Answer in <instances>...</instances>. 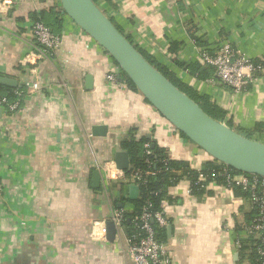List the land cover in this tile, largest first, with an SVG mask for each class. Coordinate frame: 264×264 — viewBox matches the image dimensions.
Listing matches in <instances>:
<instances>
[{"label": "crops", "instance_id": "crops-1", "mask_svg": "<svg viewBox=\"0 0 264 264\" xmlns=\"http://www.w3.org/2000/svg\"><path fill=\"white\" fill-rule=\"evenodd\" d=\"M102 5L136 44L264 142V74L235 93L214 74L209 84L174 62L199 61L204 50L214 55L223 41L243 57L264 61V0ZM50 9L63 19L61 43L36 65L25 63L36 47L32 14L45 12L49 19ZM195 37L207 41L208 49ZM114 64L61 12L59 0H0V75L15 79L23 93L18 112L0 117V264H133L128 252L133 219L116 223L114 215L133 213L140 190L133 198L136 183L106 181L101 169L106 160L116 162L131 132L152 138L171 159L197 171L212 160L140 92L110 84L106 75ZM34 82L38 90L32 89ZM189 187L190 181H179L163 203L169 224L160 239L171 250L166 264H237L235 234L254 215L252 202L216 181L202 194ZM108 221L117 228L112 241ZM96 232H105L106 239Z\"/></svg>", "mask_w": 264, "mask_h": 264}, {"label": "water", "instance_id": "water-1", "mask_svg": "<svg viewBox=\"0 0 264 264\" xmlns=\"http://www.w3.org/2000/svg\"><path fill=\"white\" fill-rule=\"evenodd\" d=\"M59 3L61 12L111 56L137 91L187 139L238 172L264 176V142L245 136L206 113L140 52L94 0H59ZM0 84L18 85L15 79L1 75ZM2 112L0 108V117ZM115 160L120 169H129L128 152L118 151ZM131 189L134 198L139 187L132 184ZM107 229L112 241L117 230L115 222L108 221Z\"/></svg>", "mask_w": 264, "mask_h": 264}, {"label": "built area", "instance_id": "built-area-1", "mask_svg": "<svg viewBox=\"0 0 264 264\" xmlns=\"http://www.w3.org/2000/svg\"><path fill=\"white\" fill-rule=\"evenodd\" d=\"M32 30L36 47L25 57L24 61L25 63L36 65L38 60L46 59L60 45L62 36L54 33L43 22H34ZM202 58L206 63L214 66V78L232 88L235 93L243 92L248 85L257 81L264 74V66L256 65L253 60L240 55L229 41H223L214 55L203 52ZM122 72L119 65L114 64L106 78L114 86L126 87L125 81L121 79ZM206 82L211 84L214 81L212 78ZM39 88V83L34 82L32 89L38 90ZM16 93L18 96L23 94L20 91ZM19 101V99L10 101L6 96L0 94L2 116L7 117L11 113H15L20 106ZM145 148L148 154L152 153L150 144H145ZM101 166L106 181L122 179L139 185L145 182V178L148 175L153 174L151 170L143 171L140 168L132 169L128 174L127 170L120 169L114 160H106ZM226 167L223 170V176L227 185L224 186L229 188L233 184L240 186L249 193L248 198L255 208L254 215L236 230L235 246L239 256L237 264H264V176L242 173L236 170L235 173H231L229 170L231 167L227 165ZM204 181L205 177L200 173L197 184L201 185L197 188L198 190L203 186ZM194 190L190 183L188 191L194 193ZM150 208L151 203L145 206L143 211L136 215L132 221L135 232L129 237L128 252L133 264H166L171 260V250L165 242L159 239L158 231L152 224V221H155L159 227H167L169 219L164 210L153 212ZM124 218L125 213L123 211H118L114 215L116 223H122ZM95 235L101 239H106L107 237L105 232L103 234L96 232ZM252 252L255 254L253 258L250 257Z\"/></svg>", "mask_w": 264, "mask_h": 264}, {"label": "trees", "instance_id": "trees-1", "mask_svg": "<svg viewBox=\"0 0 264 264\" xmlns=\"http://www.w3.org/2000/svg\"><path fill=\"white\" fill-rule=\"evenodd\" d=\"M98 3L103 10L107 13L106 9L103 7V2H111V0H94ZM47 14L50 15V18H45V12L43 14L38 15L36 13L32 14L33 22H43L45 25L50 27L54 33L61 35L63 31V19L61 18V13H52L51 9L46 11ZM108 14V13H107ZM112 21L117 25L122 33L126 35V37L136 45V47L140 50V52L162 73H164L177 87H179L182 91L187 93L191 98H193L202 108L203 110L211 115L213 118L226 122L231 128L238 131L239 133L252 137V133L244 130L243 128L237 126L233 122L231 118H229L228 112L223 109L219 104H217L210 95L205 93H200L196 88H194L191 84L186 83L181 77L177 75V73L170 69L169 67L161 64L155 57L146 52L143 48H141L138 44L135 43L133 38L124 31V29L117 23L114 17L110 16ZM196 44L200 47H204L208 49V43L201 37H195ZM173 45H178L173 43ZM176 50V49H175ZM209 50H204V52L208 53ZM211 52L209 51V54ZM212 55V54H211ZM256 65L264 66L263 60H253ZM175 64L180 68L188 72L191 76L196 78L199 81H207L215 72V68L213 65L206 63L202 56L199 61L196 62H180L177 59L174 60ZM115 64H117L114 61ZM121 79L125 81L126 87L131 90L137 91L135 85L128 79L124 72L121 73ZM18 88L1 85L0 84V94L6 96L8 100L15 101L20 100L21 96H18L16 93ZM138 92V91H137ZM22 99L19 101L20 106L17 109H20ZM12 114V113H11ZM10 114V115H11ZM182 136H184L181 133ZM185 137V136H184ZM150 144L151 154L146 152L145 144ZM121 148L128 152L131 158L130 168L126 171L128 174L132 169L140 168L143 171L151 170L153 174L148 175L145 178V182L139 184L140 194L139 197L133 201L134 203V212L126 213L125 219L130 217L131 220L138 214L143 211V208L151 203V211H160L164 210L163 203L165 200H170L169 190L171 187H174L178 184L179 181L186 179L190 181L192 186L194 187L195 194H202L205 191L206 185L211 181H216L222 185H227L225 177L223 176V170L226 169V165L220 163L212 158L211 161H208L203 170L197 171L188 164L186 161L171 159L170 156L166 153V151L160 148L156 143H154L153 139L148 136L139 137L136 133L131 132L129 137L125 138L121 142ZM231 173H235L236 171L229 168ZM202 173L205 177V181L203 182V186L198 190L201 184H197L198 177ZM245 196H249L247 191H244L240 186L233 184L231 187ZM124 219V220H125ZM127 222V220H125ZM133 223V222H132ZM153 226L158 231L159 239L165 232V227L161 228L155 221H152ZM133 225V224H132ZM135 232V228L132 233ZM141 233V231H139ZM131 233V234H132ZM255 256L254 252L250 254V257L253 258Z\"/></svg>", "mask_w": 264, "mask_h": 264}]
</instances>
